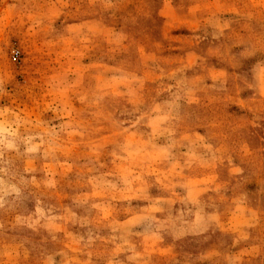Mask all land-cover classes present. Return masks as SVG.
Returning a JSON list of instances; mask_svg holds the SVG:
<instances>
[{"label":"rangeland","instance_id":"obj_1","mask_svg":"<svg viewBox=\"0 0 264 264\" xmlns=\"http://www.w3.org/2000/svg\"><path fill=\"white\" fill-rule=\"evenodd\" d=\"M0 264H264V0H0Z\"/></svg>","mask_w":264,"mask_h":264}]
</instances>
